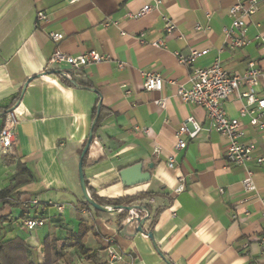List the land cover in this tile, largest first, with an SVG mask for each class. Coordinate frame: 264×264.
Segmentation results:
<instances>
[{
	"label": "crops",
	"instance_id": "1",
	"mask_svg": "<svg viewBox=\"0 0 264 264\" xmlns=\"http://www.w3.org/2000/svg\"><path fill=\"white\" fill-rule=\"evenodd\" d=\"M259 1V11L248 20L249 44L241 50L231 49L224 35L235 0H162L160 13L177 26L170 36L158 11L129 17L150 0H0V132L8 109L18 119L13 149H0V192L11 187L20 164L34 178L13 192L11 204L0 202V239H23L36 264L44 263L47 236H57L64 247L68 233L81 226L88 232L89 253L69 246L60 264H108L109 241L134 264H264L258 198L264 197V164L256 163L264 157L262 132L249 118H240L244 101L238 95L225 102L228 116L240 120L242 142L257 146L248 167L258 193H247L242 186L246 168L228 162L227 138L211 127L204 108L176 97L180 85L191 87L193 68L209 67L217 58L231 75H244L250 63L264 71V0ZM38 12L49 16L41 28L35 26ZM52 32L65 38L55 43ZM158 40L166 49L153 47ZM56 51L72 57L96 51L110 59L82 70L54 67L52 80H45ZM193 52L204 53L193 66L175 55ZM143 73L161 76L163 90L147 91ZM256 92L264 97V82ZM162 100L165 107L157 103ZM97 105L103 117L83 166L87 191L102 199L129 198V208H146L142 233L136 219L121 222L123 208H108L107 217H101L82 203L78 166ZM189 118L202 130L194 139L183 136L188 145L177 151L176 134ZM170 156L175 169L168 167ZM136 164L151 180L124 185L120 172ZM180 176L186 190L176 194ZM33 199L40 201L37 208L29 206ZM23 214L46 225L28 231Z\"/></svg>",
	"mask_w": 264,
	"mask_h": 264
},
{
	"label": "built area",
	"instance_id": "2",
	"mask_svg": "<svg viewBox=\"0 0 264 264\" xmlns=\"http://www.w3.org/2000/svg\"><path fill=\"white\" fill-rule=\"evenodd\" d=\"M161 5L162 0H150L136 15L129 14V17L142 18L153 11L160 13ZM259 8V0H235L234 5L229 11L231 23L224 29L226 44L231 49L242 50L248 46V20L256 15ZM160 15L165 22L164 31L166 35H172L177 30L176 24L168 16L161 13ZM48 23L49 16L44 12H38L35 23L36 28H41ZM197 30H202V27L198 26ZM49 37L55 43H59L65 38L64 34L59 32H52L49 34ZM262 41H264V37ZM152 45L157 49H166L164 40H158ZM203 54L193 52L188 56L180 53H176L175 55L181 64L193 66L195 60L203 56ZM109 59L108 56H103L96 51H90L77 57L68 56L60 51H56L48 61L42 78L52 80L50 74L54 67L60 68L61 66H67L71 70H82L90 64H99ZM122 67L123 65H120V68ZM60 73L62 76L67 77V72L61 71ZM142 75L145 80L144 88L147 91L160 92L163 90L164 80L161 76L152 73H143ZM261 82H264V71L256 68L254 63L249 64L248 71L244 75L238 76L229 74L222 66L221 60L217 58L209 67L193 68L189 78L191 87L186 88L180 85L176 93V97L182 102L204 108L207 111L211 127L227 138L229 142L226 154L228 162L246 168V175L242 180V186L247 193H258L254 180L255 173L248 167V164L254 160V153L257 150V146L253 143L247 144L242 142V139L245 137V132L241 127L240 120L230 118L224 109V104L230 97L238 95L244 101V105L240 111V118L247 117L250 119V125L262 132L261 141L264 144V97H259L256 92ZM244 86L247 87V91L240 92L241 87ZM157 103L161 107H165V100ZM17 124L18 119L15 113L13 111L8 112L5 125L0 132V149L4 152H10L17 141ZM190 125L194 129H190ZM201 130L202 127L194 118H189L183 128L176 134L177 142L175 149L177 151L185 149L188 145V140L183 138V136L187 135L189 139H194ZM144 132L148 133V130ZM159 151V149L156 150V153H159ZM256 163L258 165L264 164V157L256 158ZM168 167L170 169L176 168V159L174 156L169 157ZM185 181V176L179 177V184L175 190L176 194H181L186 190ZM258 198L262 205L261 215L264 219V197ZM39 205L40 201L38 199L31 200L29 204L33 208H37ZM58 210L63 211L64 206H58ZM113 211L121 212L122 209H113ZM142 216L145 218L149 217V212L146 208H141L139 211L132 209L129 211L127 221L130 222L132 219L142 218ZM45 225V220L39 217L28 218L22 223L23 228L28 231L43 228ZM106 252L108 264H134L133 260L126 258L111 241H109ZM262 256L264 257V245Z\"/></svg>",
	"mask_w": 264,
	"mask_h": 264
},
{
	"label": "trees",
	"instance_id": "3",
	"mask_svg": "<svg viewBox=\"0 0 264 264\" xmlns=\"http://www.w3.org/2000/svg\"><path fill=\"white\" fill-rule=\"evenodd\" d=\"M59 74L61 75V73ZM62 77L66 78L65 76H62ZM98 105L94 111L93 138H94V133L96 129L100 126V122L103 117L102 107ZM11 109L12 107L3 114L5 118H6L7 113L10 112ZM85 159H84V163H85ZM33 179H34L33 175L26 168V166L23 164H20L18 166V173L12 180L11 187L0 192V202L4 204H11L9 199L12 197L13 192L20 186L31 182ZM90 197L97 204L105 208H110V209H122L123 208V211L120 216L121 222L126 221V219L128 218L129 212L127 208H129V203L131 202V199L129 198L102 199L92 194L90 195ZM82 203L83 205L90 208V205L86 202L84 198H83ZM94 211L97 213V215L101 217H107V214H108L107 212H101L95 209ZM22 220L23 221L26 220V217L24 216V214L22 215ZM154 224H155V220L153 221L150 229H152ZM87 235H88V232L85 231L84 227L82 226L77 233L69 232L68 238H67L68 243L64 247L59 246L61 239L58 238L57 236L55 235L47 236L46 239L44 240L45 260H44V263L42 264H60V262L64 259V251L69 246L75 247L80 252V254L86 256L89 253L88 249L86 248ZM0 264H36V263H34L31 260L30 247L27 245V243L23 239L17 237V238H13L9 240L0 239Z\"/></svg>",
	"mask_w": 264,
	"mask_h": 264
},
{
	"label": "water",
	"instance_id": "4",
	"mask_svg": "<svg viewBox=\"0 0 264 264\" xmlns=\"http://www.w3.org/2000/svg\"><path fill=\"white\" fill-rule=\"evenodd\" d=\"M25 90V89H24ZM93 141V131L90 132L89 134V139L88 142L81 154L80 161H79V166H78V171H79V180H80V186L82 190L83 197L85 198L86 202L95 210L101 211V212H108V208H105L99 204H97L95 201H93L87 191V185H86V179L84 175V159L89 151V148L92 144ZM120 177L124 185L126 186H135L138 184H143L146 182H149L151 180V175L147 172H144L143 170V165L142 164H136L133 165L129 168L123 169L120 172ZM134 208H127L128 212ZM141 208H137L134 210L139 211ZM113 210V209H112ZM141 226L138 229V232L142 233L143 228L142 226L146 222L147 218H135ZM132 219L131 221L135 220ZM130 221V222H131ZM150 238H153L152 234H148Z\"/></svg>",
	"mask_w": 264,
	"mask_h": 264
}]
</instances>
